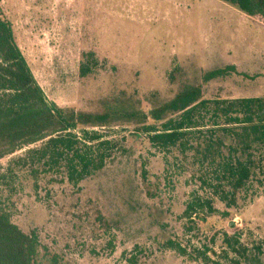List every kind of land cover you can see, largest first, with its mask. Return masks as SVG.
I'll list each match as a JSON object with an SVG mask.
<instances>
[{"label": "rangeland", "instance_id": "1", "mask_svg": "<svg viewBox=\"0 0 264 264\" xmlns=\"http://www.w3.org/2000/svg\"><path fill=\"white\" fill-rule=\"evenodd\" d=\"M0 15L46 100L101 117L84 128L114 146L76 184L14 163L26 148L0 160L1 202L36 236L34 264H233L226 240L248 251L242 264H264V168L228 206L216 161L161 151L143 129L186 86L205 100L263 98V24L220 0H0ZM189 204L204 207L188 218Z\"/></svg>", "mask_w": 264, "mask_h": 264}, {"label": "trees", "instance_id": "2", "mask_svg": "<svg viewBox=\"0 0 264 264\" xmlns=\"http://www.w3.org/2000/svg\"><path fill=\"white\" fill-rule=\"evenodd\" d=\"M220 1L264 25V0ZM233 71V66L216 69L205 73L202 81ZM148 118L153 124L143 129L151 145L164 152L175 149L182 155L192 151L201 162H217L225 182L219 200L228 206L235 204L237 194L264 168V97L205 100L201 85L186 86L150 110L143 120ZM100 119L57 108L46 100L14 42L9 24L0 15V160L26 148L14 163L28 165L34 177L39 171L62 169L76 184L100 171L113 151V144L101 134L84 128ZM155 123L160 127H154ZM195 206L204 207L189 204L184 216L191 218ZM206 207L210 209L208 202ZM225 244L239 259L232 263L242 264L240 260L247 258L248 251L236 241L226 240ZM167 246L174 249L171 242ZM39 249L33 233L24 234L11 222L0 195V264H34ZM125 261L139 264L134 255ZM56 263L51 258V264Z\"/></svg>", "mask_w": 264, "mask_h": 264}]
</instances>
